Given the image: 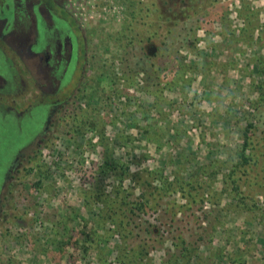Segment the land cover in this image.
<instances>
[{
  "label": "rangeland",
  "instance_id": "1",
  "mask_svg": "<svg viewBox=\"0 0 264 264\" xmlns=\"http://www.w3.org/2000/svg\"><path fill=\"white\" fill-rule=\"evenodd\" d=\"M66 6L83 52L39 24L29 40L12 26L0 54V264H99L93 239L104 264H264V0ZM160 174L181 189L154 199ZM91 182L146 194L138 236L98 226Z\"/></svg>",
  "mask_w": 264,
  "mask_h": 264
},
{
  "label": "trees",
  "instance_id": "2",
  "mask_svg": "<svg viewBox=\"0 0 264 264\" xmlns=\"http://www.w3.org/2000/svg\"><path fill=\"white\" fill-rule=\"evenodd\" d=\"M188 11V10H187ZM186 11V12H187ZM71 21L73 24H76V19L70 15ZM259 28L264 29V24L260 25ZM1 47L6 53V50L9 49V47L5 43H1ZM7 54V53H6ZM261 67V65L259 66ZM264 69V66H263ZM259 74H264V71H260L259 68ZM42 93H41V101L46 102L48 100L49 103H53L54 101L56 102H63L64 100L68 99V97H63L61 99L58 98V93H56V96H49L47 93H45V89L42 86ZM69 93V92H68ZM55 95V94H54ZM264 97L259 98L260 102H263ZM48 103V104H49ZM67 108V107H66ZM66 113V112H65ZM111 168L113 171L119 170L121 171V165L117 161H113ZM160 181H161V186L159 188H154L152 193H150V196H152L154 199L157 197L159 199L163 198L166 195H169L173 192L179 191L181 187H177L176 185L178 184V180L176 181H168L166 178H162V174H160ZM86 194L83 199L88 203V205H91V203H101L104 207L102 212L100 213V219L98 226L101 227L103 224L102 222L106 223V221H109L111 225L115 228L114 232L115 234H119L122 239L128 240L131 236H138L137 234H134L133 228H131L132 222H133V217L135 216L136 212H142L145 209H148V205L150 203L149 199L146 197V194L144 193L141 198L137 200H133V195L129 190H124L122 186L117 185L113 186L111 189L110 193H106V187L104 184L101 183H95L91 182L90 183V188L86 191ZM143 198V199H142ZM89 201H91L89 203ZM156 204H153L151 206H155ZM149 207L152 208V207ZM171 223L174 221L173 219L170 220ZM62 223L59 224L61 228L56 227L53 230V240L56 238L61 237V239L64 236H57L58 235V230L60 231V234H65L67 230L69 229L66 227V224L69 223V221H66V219H63L61 221ZM101 225V226H100ZM98 227V228H99ZM134 228H138L137 225L134 226ZM151 226H144V228H140V231L144 236H150L149 234H154L153 229H151ZM97 229V228H96ZM97 236V235H96ZM99 238V237H98ZM90 240H88L86 243L88 245ZM97 240L93 239L90 243L89 246L86 248V252H93L95 255V259L99 264H104V256L102 253H100L97 248ZM145 243H142V245ZM139 246L137 247V249ZM136 249L132 248L130 251H135ZM137 255H140V252H137Z\"/></svg>",
  "mask_w": 264,
  "mask_h": 264
},
{
  "label": "flooded vegetation",
  "instance_id": "3",
  "mask_svg": "<svg viewBox=\"0 0 264 264\" xmlns=\"http://www.w3.org/2000/svg\"><path fill=\"white\" fill-rule=\"evenodd\" d=\"M66 2L67 0H0V54H2L6 58L8 57L2 49L1 43H5L9 47V49L13 51V47H11V44H8L7 42V37L10 34L6 33L12 26L23 25V27H25V34H22V36L25 40H29L31 36L30 32L35 28H38L39 24L47 25L50 27H54L56 25H60L61 27L62 25V27H65V29L73 32L75 39L78 40V46L80 48L79 50L83 52V29L77 20L75 25L71 21L70 15L72 14L66 6ZM18 13L27 15V17L33 21L27 22L25 24L19 22V24H17L16 21H19L17 18ZM40 21L42 22L40 23ZM66 46L68 47L67 43L62 44L56 41L54 45V48H56L55 53H57L58 50V56H60L61 47ZM79 74L82 73L80 72ZM59 90H57L56 92H59ZM51 95L49 96L53 97L56 95V93L55 95ZM65 102L66 100L61 103L54 101L53 103L49 104H51L52 106L54 105V107L59 105H61V107H64L66 105H64Z\"/></svg>",
  "mask_w": 264,
  "mask_h": 264
}]
</instances>
